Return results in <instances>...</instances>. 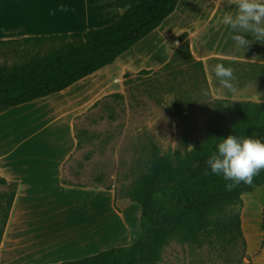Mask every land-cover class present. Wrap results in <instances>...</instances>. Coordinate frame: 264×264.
<instances>
[{"label": "crops", "instance_id": "0c3cea01", "mask_svg": "<svg viewBox=\"0 0 264 264\" xmlns=\"http://www.w3.org/2000/svg\"><path fill=\"white\" fill-rule=\"evenodd\" d=\"M138 1L0 0V41L103 28ZM184 33L194 59L203 63L213 99L264 104V0H180L160 28L113 64L62 92L0 113V175L18 184L0 243V264H33L25 262L35 257L26 245L50 237L74 241L58 262L100 251L103 187L63 183L64 166L77 149L76 121L102 98L119 92L109 90L115 79L123 82L164 67ZM70 205L86 208L82 220L77 221L74 210L73 223L64 222ZM12 244L24 245L19 256L12 257Z\"/></svg>", "mask_w": 264, "mask_h": 264}, {"label": "trees", "instance_id": "16d2710c", "mask_svg": "<svg viewBox=\"0 0 264 264\" xmlns=\"http://www.w3.org/2000/svg\"><path fill=\"white\" fill-rule=\"evenodd\" d=\"M179 1L139 0L111 25L83 33L0 41V45L49 44L47 51L38 49L26 62L0 65V113L62 92L113 64L160 28ZM179 41L182 44L160 71H181V65H192L210 94L203 63L194 59L187 33ZM76 140L79 148L78 134ZM148 153L146 172L123 196L142 208L137 240L130 246L57 264H159L164 248L174 241L245 249L244 195L264 186V104L216 99L213 120L198 146L164 153L151 143ZM0 187L6 188L0 193L1 243L18 184L0 175ZM263 246L264 219L258 252ZM247 264H253L252 257Z\"/></svg>", "mask_w": 264, "mask_h": 264}, {"label": "rangeland", "instance_id": "374dc122", "mask_svg": "<svg viewBox=\"0 0 264 264\" xmlns=\"http://www.w3.org/2000/svg\"><path fill=\"white\" fill-rule=\"evenodd\" d=\"M48 47V43L41 46L33 43L0 45V65L26 62L38 49L45 52ZM180 67L181 71L139 73L123 82L115 79L109 90L119 92L102 98L76 121L75 132L80 137V147L64 166L63 180L70 186L103 187L104 240L95 255L130 246L141 233L142 208L123 196L146 172L151 143L157 144L164 153L170 149L183 152L198 146L206 138L213 120L215 99L204 88L202 78L198 79L200 72L196 67ZM223 113L227 115L228 112L225 109ZM56 116L59 114L46 119V124ZM44 124L41 122L37 128ZM4 191L6 188L0 187V193ZM84 208L81 205L65 206L64 222L73 223L74 210L79 216L77 221L82 220L87 213ZM1 218L0 212V228ZM263 219L264 186L244 195L242 228L250 236L249 242L244 232L245 249L241 245L218 243L197 247L174 241L164 248L159 264H247L249 256L253 264H264V246L258 252ZM53 239L43 238L26 245L32 246L31 253L35 257L27 258L25 262L61 263L58 260L63 258L60 255L66 250L64 247L53 248L50 245ZM22 246L12 244L9 250L19 253Z\"/></svg>", "mask_w": 264, "mask_h": 264}, {"label": "bare ground", "instance_id": "6f19581e", "mask_svg": "<svg viewBox=\"0 0 264 264\" xmlns=\"http://www.w3.org/2000/svg\"><path fill=\"white\" fill-rule=\"evenodd\" d=\"M244 232H245V235H246L247 239H248L249 242H250V236H249V233L247 232L246 229H244ZM60 237H61V238H60ZM60 237H58V238H54V239L52 240V242H50V245H51L53 248L66 247V246H69L70 243H72V244L74 243L73 240H70V242H68L67 240H63L62 236H60ZM68 243H69V244H68ZM27 248H28V247H27ZM31 248H32V246H30V248H28V250H31ZM39 250H42V248L39 249ZM20 251H23V249H21ZM13 252H14L15 255H16V254H20V252L18 253L17 251H13Z\"/></svg>", "mask_w": 264, "mask_h": 264}]
</instances>
